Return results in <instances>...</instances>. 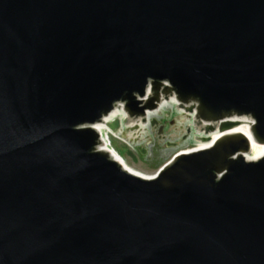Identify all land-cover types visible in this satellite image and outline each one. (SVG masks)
Here are the masks:
<instances>
[{
  "label": "water",
  "instance_id": "1",
  "mask_svg": "<svg viewBox=\"0 0 264 264\" xmlns=\"http://www.w3.org/2000/svg\"><path fill=\"white\" fill-rule=\"evenodd\" d=\"M159 94L264 145V0H0V264H264L246 137L150 179L98 150L117 102L136 119Z\"/></svg>",
  "mask_w": 264,
  "mask_h": 264
},
{
  "label": "rangeland",
  "instance_id": "2",
  "mask_svg": "<svg viewBox=\"0 0 264 264\" xmlns=\"http://www.w3.org/2000/svg\"><path fill=\"white\" fill-rule=\"evenodd\" d=\"M167 113L166 119L159 120L163 126L162 132L158 127L156 129L151 127L143 133L144 144L142 146L146 148L143 155L137 148L131 152L129 146L120 140L111 138L113 149L133 170L153 176L178 152L196 147L195 129L191 125L189 126L186 119L181 117L175 109L169 108Z\"/></svg>",
  "mask_w": 264,
  "mask_h": 264
},
{
  "label": "bare ground",
  "instance_id": "3",
  "mask_svg": "<svg viewBox=\"0 0 264 264\" xmlns=\"http://www.w3.org/2000/svg\"><path fill=\"white\" fill-rule=\"evenodd\" d=\"M159 96H160V101H162V105H160V108L165 109L167 108L168 105H169L168 107L171 108L170 105H172L171 102H172L173 96L167 99L161 94H159ZM181 104L182 103H180L179 106L176 107V109L178 110V113H180L181 117H183L184 119H186V121H188L187 123L188 125H191L195 129V133H196L195 137H200L202 139H205V140L199 139L197 141L196 147L193 150H203V149L210 148L215 142H217L219 139H221L224 136L240 134L246 137L248 141H250V154L244 155V160L257 161L262 157L264 153V145H260L256 143L251 137V125L253 123L252 119L227 118L223 122L231 124L232 127L224 130L223 132H218L217 130H218L219 124H216V123L207 124V122H204V121H202V125L199 123H196V120H194L195 112H191V113L182 112ZM124 117L125 115L121 109H115L114 114L109 115V117L106 119H112V118L123 119ZM125 122H126L125 126L129 129L127 131L128 133H125L126 134L125 137L133 141L141 139V136L146 130L145 127L147 128V125H143V123H141L140 120L135 121L133 119H126ZM207 127H212V130L209 132L206 131ZM94 129H96V131L98 132V135L101 137L100 138L101 144L98 150L104 151L105 153L108 152L111 159L118 162L122 168L129 171L130 173H133L137 176H140L146 179H150L154 177V175L147 176V175H144L142 173H139L133 170L131 167H129L126 164V162L121 157H119L117 154L112 153L109 150L108 148V141H109L108 134L109 133L106 131L103 125H94ZM119 133H122V132L119 131ZM111 134L112 136H119V134H114V133H111ZM190 151L191 150H185L183 153L187 154Z\"/></svg>",
  "mask_w": 264,
  "mask_h": 264
}]
</instances>
